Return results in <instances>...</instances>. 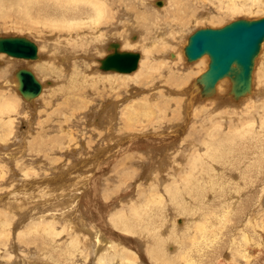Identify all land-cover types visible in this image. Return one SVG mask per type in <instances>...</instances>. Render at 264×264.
<instances>
[{
	"label": "bare ground",
	"instance_id": "1",
	"mask_svg": "<svg viewBox=\"0 0 264 264\" xmlns=\"http://www.w3.org/2000/svg\"><path fill=\"white\" fill-rule=\"evenodd\" d=\"M41 1L44 4L52 2L58 15L52 17L42 10L35 13V7ZM16 2L23 13L22 19L27 22V25H21L31 34H37L40 41H33L34 36L25 37L37 46L38 58L35 60L0 53V57H6L0 58V163L9 156L17 157L16 149L12 151L15 143L9 142L14 134L16 116L13 115L18 113L21 104L28 110L24 109V114H33L45 94L47 84L39 80L33 68L47 73L52 67H59L57 71L63 72L68 84L63 86L66 95L59 103L84 110L85 125L95 137L102 136L105 145L98 143L93 154L86 153L85 158L79 160L81 166L77 172L75 168L79 164H72L66 170L64 164H59L61 168L53 171L54 175L46 176V186L60 190L56 194L58 202L53 195L54 189L40 190L43 188L39 186L42 184L40 178L18 180L14 176L13 157H10L12 164L6 167V172L13 173L9 184L15 188L12 193L17 199L19 195L26 198L30 193L28 186L35 184L37 188L31 189H34L31 192L33 198L28 196L34 203L30 201L33 205L32 211L29 208L31 215L18 222H13L9 215L12 212L19 215L20 201L18 203L10 195L0 202L2 208L6 207L0 208L1 246L8 244L12 232L19 228L17 243L29 249L36 248L33 252L28 251L25 257L32 264H79V261L82 264H112L114 259H119V264H139L135 261L138 257L145 264H242V261L264 264V112H260L261 117H256L260 107L264 106V41L255 60L251 91L240 97L231 92L229 78L216 84L213 95H202L199 79L208 70L210 58L204 55L190 61L185 53L189 38L200 29H219L239 19L255 20L242 17L226 24L220 22V26L207 24L222 20L224 14L236 16L242 13L256 17L262 13L263 18L264 0H219L217 9L208 7L215 5V0ZM121 3L126 10L122 17L115 11ZM6 6L10 5L0 0V13L6 12ZM89 43L96 47L94 54L87 51ZM113 43L119 44L120 51L139 53L138 67L132 72L135 75L130 77L128 74L132 73L102 69V60L113 52ZM43 49H49L51 56L44 58ZM98 51L100 54L97 55ZM105 52L107 54L103 56ZM8 57L31 62L17 67ZM154 63L161 69L165 65L178 67L179 75L172 77L169 73V84L158 88L157 93L145 94L138 85L141 77L144 79L148 72L151 74ZM153 67L154 71L159 69ZM20 69L30 71L41 85L40 93L31 99L20 91L16 76ZM144 69L147 72L142 74ZM158 84L155 83L154 89ZM94 101H98L97 106L92 105ZM157 112L164 122L154 120ZM23 113L19 112L17 116ZM120 113L123 119L116 124ZM226 113L240 115L241 120L234 116V123L239 120L240 123L226 128L227 124L217 121ZM2 151L9 155L5 154V157ZM68 152L72 154H68L69 157H76L72 151ZM179 159L184 164L190 162L189 167L181 169L177 163L175 168ZM130 161L137 168L132 178L127 175L136 180L133 187L137 184L145 187L143 190L141 186L143 191L139 194L142 193L143 198L137 195V202L133 201L135 197L132 198L134 195L128 189L119 192L130 170ZM171 167L173 170L165 176ZM70 170L76 173L72 175ZM6 172L0 167V179L5 178ZM27 173L30 172L27 170ZM111 180L118 183L116 187L110 185ZM101 181L108 183L106 189ZM67 186L74 188L69 190ZM246 194L247 197L241 200L240 197ZM216 200L221 202L219 206L212 204ZM57 205L63 212L59 214L58 208L53 209V213L48 211L52 208L49 206ZM46 211L52 214L45 215ZM235 218L240 220V225L232 224ZM60 237L64 240L60 241ZM3 257L8 261L5 264H17L11 262L9 255L3 254ZM20 258L25 260L23 256Z\"/></svg>",
	"mask_w": 264,
	"mask_h": 264
},
{
	"label": "rangeland",
	"instance_id": "2",
	"mask_svg": "<svg viewBox=\"0 0 264 264\" xmlns=\"http://www.w3.org/2000/svg\"><path fill=\"white\" fill-rule=\"evenodd\" d=\"M3 1H5L7 4H8V6L9 7H7L6 6V12H2V13H0V37L1 36H3V35H13V34H15V35H17L18 34V36H22V35H25L24 37H27V35L29 36L30 35V37L31 38H33V36H34V38L32 39L33 41L35 40H38V41H40L39 40V38L40 37H38L37 38V34H31L28 30H26V28L25 27H23L22 25H25L27 22L25 21L24 22V20L22 19V15H23V13H21V11H19V6H18V2H16L17 0H3ZM8 1V2H7ZM158 1V0H157ZM13 2H15L14 4H13ZM45 2H42L41 1V4L40 5H37V7H35V13L38 11V10H42V11H45V13H47V15H51L52 17L53 16H55V15H58V10H56L57 8H56V6H54V4L52 3V2H47V4H44ZM209 3V2H208ZM122 4V3H121ZM53 5V6H52ZM155 5V4H154ZM217 6H218V8L220 7L219 6V0H215V5H208V7H212L213 9H215V7H216V9H217ZM121 7V8H120ZM207 7V6H206ZM8 8V9H7ZM163 8V7H162ZM161 9V8H160ZM173 8H171V10H172ZM121 10V11H120ZM116 11V13H118V15H120L121 14V16L120 17H122L123 16V14L125 13V9H124V4H122V5H120L119 6V8H118V10H115ZM120 13V14H119ZM35 15V14H34ZM126 15V13L124 14V16ZM260 15H262V13L261 14H257L256 15V17H254V15L253 16H250V15H245V14H242V13H240V15H233V14H229V16L228 15H226L225 16V14H224V16L222 17V20L220 19L218 22H215V23H207V24H210V25H214V24H216V26H220L221 25V23L220 22H222V24L224 23V24H226V23H228L229 21H232V20H236V19H238V18H242V17H245V18H255V19H258V18H261L262 16H260ZM239 16V17H238ZM184 19H185V16H184ZM22 21V22H21ZM19 22V23H18ZM115 22V21H114ZM104 23V22H103ZM220 23V24H219ZM22 24V25H21ZM21 25V26H20ZM27 25V24H26ZM200 26H202V25H200ZM28 33V34H27ZM61 34V33H60ZM113 39V38H112ZM111 39V40H112ZM89 45V48H87V51H89V52H91V54H94L95 52H96V50H95V48H94V43H92V44H88ZM94 45V46H93ZM49 50V49H48ZM48 50H46V49H43L42 50V54L44 55V58H48L49 56H51L50 55V52L48 51ZM139 51V49H137V52ZM47 54V55H46ZM98 54H100V52L98 51V53H97V55ZM105 54H107L106 52L103 54V56L105 55ZM1 56V55H0ZM2 56H4V55H2ZM0 58H6L5 56L4 57H0ZM8 60H10L12 63H15V66H22V64H25V65H27L28 63L30 64V62L31 61H22V60H19V59H14V58H10V57H8ZM43 59H41V60H37V61H42ZM14 61V62H13ZM36 61V62H37ZM152 61H154L153 59H152ZM35 62V61H34ZM33 63V62H32ZM197 64V63H196ZM155 65V68L157 69V67H159V65H156L155 63L153 64V65H151L150 67H151V69H153V71H154V66ZM19 66V67H20ZM166 66V65H165ZM163 67L162 69L159 67V69L158 70H155L156 71V73H155V71L153 72V71H150L151 72V74H149V72H148V74L144 77L143 76V78L144 79H142V77H141V79H140V82H139V80H138V82H139V85H138V87L139 88H141V89H143V91L144 92H146L145 94H150V93H152V94H154V93H157L158 92V88L160 89V88H162L161 86H166L165 84H169V79H170V75H169V73L171 74V76L173 77L174 75H179V73H178V71H177V69H178V67H177V69H176V67L174 68V67H172V66H170V65H167V67ZM149 67V68H150ZM13 68H16V67H13ZM57 68H58V70H59V67L58 66H54V67H52V71L51 72H47V73H44L43 72V70H40V69H37V68H33V71H35V69H36V71H35V73L38 75V78H39V80L40 81H42V82H46L45 84H47V86H46V91H44V96L40 99V105H38V106H40V107H38V109L37 110H35V112H33V114L32 113H30L29 114V112L27 113V114H24L23 112L26 110L24 107H23V105L21 104L20 106H19V109H17L18 110V113L19 112H21V114L23 113V115H19V116H17L18 115V113L17 114H14L13 116H16L15 117V120H14V125H13V129H14V134L12 135V138L10 137L9 139H11V141H9L10 142V144H14V146H13V148H12V151L13 150H15V153H16V156L17 157H13V156H9V157H7L5 154H8L7 152H3L2 154L3 155H5V157H7L6 158V161H3V160H1V163H0V167H2L3 169H4V171L6 172V167H11V164L12 163H10L9 162V158L10 157H13V169L15 170V173H14V176H16L17 177V179L18 180H23L24 181V179L23 178H25V180L27 179V180H29V181H31L30 179H32V181H34L35 180V178L36 179H39L40 181H41V183L42 184H40L39 186H41V187H43L42 189H40L41 191H44L43 189H45L46 191L48 190H53L54 188L53 187H47L46 186V183H45V178H47L48 176H52V175H54V173L56 172V170H58L59 168H61L60 167V165L61 164H64L65 165V168H64V170H66L68 167H70V166H72V164H79V166H77L75 169V171L77 172V170L79 169V167L81 166L80 165V163H79V160L80 159H82L83 158V156H84V158H85V154L86 153H89V154H93L94 152H95V150H96V148L99 146V145H102V146H104L105 145V140H104V138L103 139H101L102 138V136H98L97 135V137H95L94 136V132L89 128L88 129V127H87V125H85V120H86V117H85V111L83 110H77L75 107H70V108H68L66 105H63L62 103H59V102H61L60 101V99H62V98H64V96L66 95V93H65V91H64V88H65V86L66 85H68L67 83H66V80L63 78V72L62 71H57ZM12 69V68H11ZM161 69V72L159 71ZM176 69V70H175ZM181 69V68H180ZM145 70V71H144ZM141 73L142 74H144V72L146 73L147 71H146V69H144ZM174 70V71H173ZM138 71H140L139 69H138ZM165 71V72H164ZM153 72V73H152ZM135 73V72H134ZM134 73H132V74H128L130 77L131 76H133V75H135ZM136 73H137V71H136ZM155 73V74H154ZM160 73V74H159ZM105 74H107V73H105ZM112 74H114V73H110L109 75H112ZM153 74V75H152ZM162 74V75H161ZM116 75H118V74H116ZM152 75V76H151ZM176 75V76H177ZM54 76V77H53ZM163 76V77H162ZM168 78V79H167ZM47 80V81H46ZM143 81V82H142ZM159 81V82H158ZM146 83V84H145ZM155 83H159L158 85V87H157V89L155 88L154 89V87H155ZM52 84H53V86H52ZM138 84V83H137ZM148 84V85H147ZM151 84V85H150ZM154 84V85H153ZM52 86V87H51ZM63 86H64V88H63ZM148 87V88H147ZM49 88V89H48ZM147 89V90H146ZM149 89V90H148ZM47 90H49V91H47ZM149 92V93H148ZM17 93V92H16ZM47 93V94H46ZM111 93V95H113L114 93H112V92H110ZM125 94V91L123 92V95ZM18 95V94H17ZM59 95V96H58ZM19 96V98H20V100L22 99V97L20 96V95H18ZM45 96H46V98H45ZM0 97H1V94H0ZM172 97H174V96H172ZM57 98V99H56ZM94 99H96L97 97L96 96H94L93 97ZM0 101H1V98H0ZM130 101V100H129ZM128 101V102H129ZM44 102V103H43ZM127 103V102H126ZM97 104H98V101H94L93 103H92V105L93 106H97ZM125 104V103H124ZM61 105V106H60ZM156 106V105H155ZM52 107H53V109H52ZM64 107V108H63ZM156 107H158V106H156ZM260 108H262L261 110H263V111H259V113H258V111L256 110V112L258 113V115H256V117L257 118H259V117H261L260 115V112L261 113H263L264 112V106H261ZM25 109V110H24ZM57 109V110H56ZM64 109V110H63ZM28 110H26V112H27ZM64 111V112H63ZM68 112V113H67ZM72 112V113H71ZM120 112H121V110H120ZM145 112V114H146V111H144ZM172 112H174V110H172ZM37 113V114H36ZM51 113V114H50ZM49 115V116H48ZM160 114H159V112H157V113H155V116H153V118H154V120H156V121H161V122H164V119L163 118H161L160 116H159ZM194 115V117H195V114H193ZM121 113H120V115L118 116V120H117V123L116 124H118V123H120V119L122 120L123 119V116H122V118H121ZM222 117L220 118V119H217V121L218 122H222V123H224V124H227L225 127L226 128H229L233 123H234V119L235 118H237V117H240V120H241V116L240 115H231V114H228V113H226V116L228 117V116H232L233 118H231V117H228V118H225V119H223V117H226L225 116V114H224V116L223 115H221ZM234 116H235V118H234ZM66 117V118H65ZM146 117V116H145ZM163 117L165 118V114L163 115ZM146 118H151V117H146ZM152 118V119H153ZM158 119V120H157ZM162 119H163V121H162ZM170 119H171V117H170ZM170 119H168V120H170ZM233 119V120H232ZM240 120H239V122H237V123H240ZM174 121V120H173ZM231 123V124H230ZM237 123H234V124H237ZM47 127H46V126ZM85 125V126H84ZM156 125H157V123H156ZM229 125V126H228ZM45 126V127H44ZM62 127L65 129H62ZM44 128V129H43ZM43 129V130H42ZM46 130V131H45ZM64 130V131H63ZM226 131H227V129H226ZM41 132V133H40ZM44 132V133H43ZM116 132L118 133V129H116ZM24 133V134H23ZM41 134V135H40ZM42 137H40V136ZM92 135V136H91ZM14 136H16L15 137V140H13V137ZM24 139V141H23V139ZM38 138V139H37ZM45 139V140H44ZM71 140V141H70ZM101 140H103V141H101ZM16 141V142H15ZM26 141V142H25ZM67 141H70V142H67ZM93 141V142H92ZM46 142V143H45ZM98 143H99V145H98ZM9 144V143H8ZM95 144V145H94ZM47 145V146H46ZM82 145H84L83 146V148H85V150L82 148ZM97 145V146H96ZM11 148V147H10ZM15 148V149H14ZM28 148V149H27ZM81 148H82V150L83 151H81ZM23 149H26V150H23ZM33 149V150H32ZM74 150V151H73ZM94 150V151H93ZM16 151H18V153L16 152ZM22 151H23V154H20V153H22ZM25 151V152H24ZM30 151V152H29ZM68 151H72V153H74V156H76V157H74V158H71V157H69L68 156V154H71L70 152H68ZM27 152V153H26ZM85 152V153H84ZM14 153V154H15ZM25 153V154H24ZM67 154V155H66ZM9 155V154H8ZM72 155V154H71ZM23 156V157H22ZM58 156V157H57ZM19 157V158H18ZM88 157V156H87ZM70 159H72V160H70ZM23 160V161H22ZM62 160V161H61ZM19 161V162H18ZM67 161V162H66ZM179 161H181L180 159L177 161V162H175V168H177L178 167V165H179V168H181L182 169V167L184 166H186V167H189V164H190V162H188V161H186L187 162V164L185 163H183V161H181V162H179ZM65 162H66V164H65ZM132 162L133 161H130L129 163L131 164V166L129 167V171H128V173L125 175L126 177L122 180L123 181V183L125 182V183H127V181L130 179V178H132L134 175H135V172L137 171V168H134L133 166H132ZM16 163H18V164H16ZM177 163H179L178 165H177ZM60 164V165H59ZM180 164H182V165H180ZM46 165V166H45ZM51 165V166H50ZM56 165V166H55ZM53 167L54 168H56L55 170H52L53 169ZM59 167V168H58ZM173 168H174V164H173V166H172ZM170 168V170L168 171V172H165L164 173V175L165 176H167V174L171 171V170H173V168ZM134 169V170H133ZM184 169V168H183ZM187 169V168H186ZM27 170H28V172H30V173H27ZM17 171V172H16ZM50 171V172H49ZM53 171H54V173H53ZM74 170H70V171H68L69 173H71L72 175L74 174V173H76L75 171L73 172ZM135 171V172H134ZM37 172V173H36ZM47 174H46V173ZM20 173V174H19ZM27 175H26V174ZM32 173V174H31ZM36 173V174H35ZM167 173V174H166ZM29 174V175H28ZM6 176H5V178L3 177L2 179H0V196H2L1 198H0V202H2L3 203V201H2V199H4V200H6L7 198H8V196H10V197H13V198H15L17 201H18V203H19V201H20V203H19V205L21 206V209L22 210H20V212L18 213L19 215H15V213L14 212H12V215L10 214L9 216H10V218H11V220L13 219V222H18V221H20V220H22L21 218H23L24 219V217H27V216H30L31 215V213L29 212L30 210L32 211L33 210V208H32V206L30 205L31 204V202L33 203V201H31V200H29V198H33V196H32V194H31V192H33V190L35 189V188H37V186L35 185H33V186H31V187H27L28 189L27 190H29L30 189V193H28V195L26 196V198H24V196L22 197L21 195H19L18 196V198L20 199H17V196L15 195V194H13L12 192L15 190V188L14 187H12V186H10V184H9V181H10V178L12 179V177H13V173L11 174V173H9V172H6V174H5ZM24 175H26V176H28V177H26V176H24ZM31 175L33 176V177H31ZM39 177H38V176ZM130 177H128V176ZM133 175V176H132ZM44 176V177H43ZM47 176V177H46ZM132 176V177H131ZM30 177V178H29ZM41 177H43V179L41 178ZM50 178H53V177H50ZM42 179V180H41ZM2 180H4V181H2ZM44 180V181H43ZM134 178L133 179H130L129 180V183L126 185L125 183V185L124 184H122L121 186H123V187H120V189H119V192H124V191H128L129 190V193L130 192H132L133 193V195H131V197L132 198H134V200L133 201H135V202H137L138 201V198L137 197H142L143 198V194L142 193H140L139 194V192L140 191H143L144 190V186L143 185H141L142 187H143V190L141 189V186H140V184H137L138 186H136V187H133L134 186V183L136 182V180H134ZM8 181V182H7ZM43 181V182H42ZM112 182V184L110 183V185H113L114 187H116L117 186V184H116V182L115 181H113V180H111ZM6 182V183H5ZM2 183V184H1ZM9 184V185H8ZM104 184V185H103ZM3 185V186H2ZM4 185H5V187L7 188V186H8V188H9V190H7L5 187H4ZM101 185H103V186H105V188L104 189H106V185H108V183L106 182V181H101ZM128 185H129V187H128ZM130 185H131V187L132 188H134V189H132L131 187H130ZM44 186H46V187H44ZM63 187V186H62ZM68 188H69V190H71V189H73L74 187L73 186H67ZM126 187V188H125ZM32 188H34L33 190H31ZM64 188H66V186L64 187ZM124 189V190H122V189ZM139 188V189H138ZM126 189H128V190H126ZM133 191H132V190ZM36 190V189H35ZM55 190V189H54ZM7 191H9V193H7ZM57 191H59V192H57ZM113 191L115 192V188H113ZM117 191V190H116ZM110 192H112V191H110ZM60 193V190H58L57 188H56V190H55V192H54V196H56V194L58 195ZM113 193V192H112ZM126 193V192H125ZM3 194V195H2ZM29 194H31V195H29ZM142 194V195H141ZM137 195H139V196H137ZM4 196V197H3ZM28 196H29V198H28ZM137 196V197H136ZM247 197V194L245 195V196H243V198H242V196L240 197V199L241 200H244L245 198ZM23 198V199H22ZM28 198V199H27ZM22 199V200H21ZM25 199H26V202H28L27 204H26V202H25ZM59 198H57V196H56V201L58 202L59 200H58ZM144 199H145V196H144ZM143 199V200H144ZM29 200V201H28ZM141 200V198L139 199V201ZM31 201V202H30ZM42 201H45V199H43ZM6 202V201H5ZM21 202H22V204H21ZM141 202V204H143L142 203V200L140 201ZM230 203H232V201H229ZM2 203H1V205H2ZM25 203V204H24ZM214 203V205H216V206H219L220 204H221V202L220 201H213L212 202V204ZM219 203V204H218ZM34 204V203H33ZM131 204V203H130ZM0 205V208H2V206ZM30 205V207H27V206H29ZM50 205H52V204H50ZM132 205V204H131ZM58 206V205H57ZM49 207H52V208H50V210H48V211H50V212H52V211H54L53 209H57L58 208V213L60 214L61 212H63V211H61V209H62V207L59 205L58 207H54V206H49ZM6 207L5 206H3V208L2 209H5ZM28 208V209H27ZM29 208H30V210H29ZM60 208V209H59ZM25 209V210H24ZM52 209V210H51ZM1 210V209H0ZM26 210H28V211H26ZM48 211H46L44 214L46 215V214H52V213H49ZM26 212V214H24ZM40 215H42V214H40ZM13 216V217H12ZM20 216V217H19ZM15 217H17V218H15ZM14 219H16V220H14ZM18 219V220H17ZM240 220L238 219V218H235L234 220H233V222H232V224H235V225H240V222H239ZM178 222H179V220H178ZM238 222V223H237ZM19 229V228H18ZM18 229H15V231H17V232H12V235H11V237H12V239H11V237H10V241H8V244H7V242L5 243V244H2L3 246H1V244H0V264H5V261H7V259L5 260V258L6 257H3V254H4V256H6V255H9V258H10V260H11V262H15V263H17V264H32L28 259H26L25 257L27 256V254H28V251H31V252H33L34 250H36V248H33V247H31L30 249L27 247V246H25L24 244H18L17 243V241H16V236H17V233H19V231L20 230H18ZM15 239V240H14ZM60 241H63L64 240V238L63 237H60V238H58ZM11 240H13V243H12V241ZM2 242V240L0 241V243ZM10 242V243H9ZM15 242V243H14ZM24 245V246H23ZM10 246H11V248H10ZM20 246V248H18ZM145 246V245H144ZM3 247H5V248H3ZM9 247V248H8ZM13 247V248H12ZM146 247V246H145ZM22 249V250H21ZM26 249V250H25ZM28 249V250H27ZM3 250H5V251H3ZM7 250V251H6ZM142 250L143 251H145V249L144 248H142ZM14 251H16V252H14ZM20 253H19V252ZM23 251V252H22ZM3 252V253H2ZM13 253V254H12ZM22 253V254H21ZM20 257H24L25 258V260L23 259V258H20ZM19 258V260H17L18 258ZM15 258V261L13 260ZM23 259V260H22ZM3 260H4V262H3ZM22 260V261H21ZM115 261H113V263L112 264H119L118 263V261H119V259H114ZM117 260V261H116ZM142 262H141V261ZM18 261V262H17ZM25 261V262H24ZM135 261H137V263H139V264H145V262L142 260V259H140V257H138ZM8 262V261H7ZM20 262V263H19ZM115 262V263H114ZM117 262V263H116ZM79 264H82V261H79ZM85 264H88V263H85ZM242 264H245L244 263V261H242Z\"/></svg>",
	"mask_w": 264,
	"mask_h": 264
},
{
	"label": "water",
	"instance_id": "3",
	"mask_svg": "<svg viewBox=\"0 0 264 264\" xmlns=\"http://www.w3.org/2000/svg\"><path fill=\"white\" fill-rule=\"evenodd\" d=\"M264 41V17L255 20L239 19L222 28H205L196 31L190 38L185 53L190 61L208 55V70L199 79L202 95L215 93L216 84L229 78L231 92L240 97L251 91L252 72ZM113 52L102 60L104 70L118 73H132L138 67L139 53L120 51L119 44L111 45ZM0 53L19 59L38 58L36 44L25 37H0ZM20 91L28 99L41 91V85L34 75L20 69L16 73Z\"/></svg>",
	"mask_w": 264,
	"mask_h": 264
}]
</instances>
